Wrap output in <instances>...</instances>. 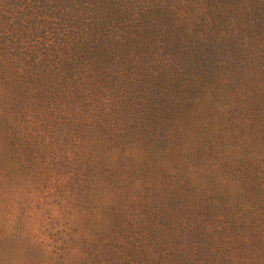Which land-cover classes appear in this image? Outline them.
Instances as JSON below:
<instances>
[{
  "label": "rangeland",
  "instance_id": "obj_1",
  "mask_svg": "<svg viewBox=\"0 0 264 264\" xmlns=\"http://www.w3.org/2000/svg\"><path fill=\"white\" fill-rule=\"evenodd\" d=\"M204 9L70 71L0 0V264H264V0Z\"/></svg>",
  "mask_w": 264,
  "mask_h": 264
},
{
  "label": "trees",
  "instance_id": "obj_2",
  "mask_svg": "<svg viewBox=\"0 0 264 264\" xmlns=\"http://www.w3.org/2000/svg\"><path fill=\"white\" fill-rule=\"evenodd\" d=\"M204 1L37 0L36 60L62 64L66 59H77L87 71L93 63L90 59L102 51L110 52L112 47L124 52L128 48L147 51L155 45L159 50L164 41L171 42L187 32L197 13L206 22L209 13L205 12ZM161 51L165 67L170 61L169 51ZM86 59L87 63L82 61ZM75 65L73 61L70 71L76 69Z\"/></svg>",
  "mask_w": 264,
  "mask_h": 264
}]
</instances>
